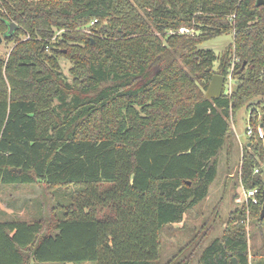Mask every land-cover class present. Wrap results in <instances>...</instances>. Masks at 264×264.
Instances as JSON below:
<instances>
[{
	"label": "trees",
	"instance_id": "16d2710c",
	"mask_svg": "<svg viewBox=\"0 0 264 264\" xmlns=\"http://www.w3.org/2000/svg\"><path fill=\"white\" fill-rule=\"evenodd\" d=\"M258 1L0 0V33L17 25L0 59V184L79 189L53 232L44 221L0 223V264H159L163 228L181 223L218 176L232 115L264 99ZM94 21V35L84 33ZM56 30L65 32L51 44ZM228 33L234 41L221 57L200 47ZM216 63L236 84L209 100ZM259 118L252 109L256 132ZM246 145L242 180L259 190L260 214L263 142ZM234 214L198 264H251L237 224L246 208Z\"/></svg>",
	"mask_w": 264,
	"mask_h": 264
},
{
	"label": "rangeland",
	"instance_id": "374dc122",
	"mask_svg": "<svg viewBox=\"0 0 264 264\" xmlns=\"http://www.w3.org/2000/svg\"><path fill=\"white\" fill-rule=\"evenodd\" d=\"M93 27L94 25L91 24L82 31L94 35ZM55 32L51 44L55 43L65 31L56 30ZM177 33L181 35L194 34L195 31L182 28ZM92 40L94 41L93 38ZM233 41L234 34L228 33L207 41L200 47L212 49L217 56L221 57L233 44ZM13 46L12 43L8 44L4 40L0 45V59L7 60ZM59 61L65 77L72 80L70 61L65 58H61ZM217 69L218 64L216 63L214 75H220ZM235 84V79L230 73L226 79L223 93L230 95ZM206 92H204L205 95ZM252 109L258 111L259 120H262L264 99H254L251 107L242 109L237 116L232 115L230 125L233 137L217 156L218 176L210 186L206 199L193 210L187 212L181 223L167 225L163 228L159 264H168L174 259L181 261L187 257L191 258L192 264H198L203 250L216 239L224 236L230 228L231 218L236 217L234 213L244 207L246 208V215L242 220L237 221V224L242 225L247 233L250 262L251 264H264V226L258 223L261 212L257 214L255 207L247 200V188L242 180V166L246 153V143L249 139L247 128ZM258 168L260 171H264V164L261 162ZM78 191L76 186L50 189L41 184L19 186L0 184V223L44 221L47 231L53 232L55 224L65 217L66 208L73 203ZM256 253L262 256L263 260H254L253 257ZM34 264L63 263L34 262Z\"/></svg>",
	"mask_w": 264,
	"mask_h": 264
},
{
	"label": "water",
	"instance_id": "95a60500",
	"mask_svg": "<svg viewBox=\"0 0 264 264\" xmlns=\"http://www.w3.org/2000/svg\"><path fill=\"white\" fill-rule=\"evenodd\" d=\"M262 4H264V0H259L258 5H262ZM16 29H17V25L15 23H11L9 25L8 33L6 35L0 34V45L4 42L6 37L12 35ZM225 82H226V78L224 76L214 75L209 85V88L206 92V95H205L206 99L213 100V99L220 98L224 91ZM13 171H16V169H13ZM21 172L22 171L19 170V173ZM262 199H263V206H262V211H261V216H260L261 221L264 220V191L262 194ZM232 264H238V260L236 258H232Z\"/></svg>",
	"mask_w": 264,
	"mask_h": 264
},
{
	"label": "built area",
	"instance_id": "2783aa9c",
	"mask_svg": "<svg viewBox=\"0 0 264 264\" xmlns=\"http://www.w3.org/2000/svg\"><path fill=\"white\" fill-rule=\"evenodd\" d=\"M97 21H94L92 23V25H94ZM247 136L248 138H252V137H258L262 142H263V156H262V160L261 162L264 164V128L263 126H259L257 128V132L255 131V129L253 127H251L250 125L247 128ZM259 172V168H257L255 170V173ZM246 198L247 200H249L251 202V205L256 207L259 205L260 203V199H259V190L258 189H247L246 191Z\"/></svg>",
	"mask_w": 264,
	"mask_h": 264
},
{
	"label": "crops",
	"instance_id": "0c3cea01",
	"mask_svg": "<svg viewBox=\"0 0 264 264\" xmlns=\"http://www.w3.org/2000/svg\"><path fill=\"white\" fill-rule=\"evenodd\" d=\"M32 264H34V262Z\"/></svg>",
	"mask_w": 264,
	"mask_h": 264
}]
</instances>
